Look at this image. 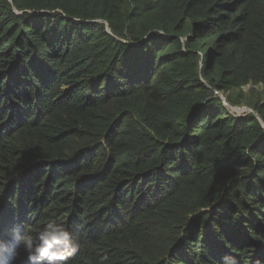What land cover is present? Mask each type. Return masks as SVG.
Here are the masks:
<instances>
[{
  "label": "trees",
  "instance_id": "1",
  "mask_svg": "<svg viewBox=\"0 0 264 264\" xmlns=\"http://www.w3.org/2000/svg\"><path fill=\"white\" fill-rule=\"evenodd\" d=\"M245 85L264 0H0V241L55 219L69 264H264V98L215 93Z\"/></svg>",
  "mask_w": 264,
  "mask_h": 264
},
{
  "label": "clouds",
  "instance_id": "2",
  "mask_svg": "<svg viewBox=\"0 0 264 264\" xmlns=\"http://www.w3.org/2000/svg\"><path fill=\"white\" fill-rule=\"evenodd\" d=\"M180 39L184 40L183 37ZM199 68H203L202 60ZM20 248L26 253V264H69L78 250L73 242L70 227L58 223L55 219L49 220L34 233L26 231L23 225L14 226L11 241H0V259L4 260V264H12L19 255ZM106 259L102 258L99 264H104ZM225 264H234V261L225 258Z\"/></svg>",
  "mask_w": 264,
  "mask_h": 264
},
{
  "label": "rangeland",
  "instance_id": "3",
  "mask_svg": "<svg viewBox=\"0 0 264 264\" xmlns=\"http://www.w3.org/2000/svg\"><path fill=\"white\" fill-rule=\"evenodd\" d=\"M216 94L232 113L245 114L253 111L251 103L264 98V88L263 85H245L228 93L216 90Z\"/></svg>",
  "mask_w": 264,
  "mask_h": 264
},
{
  "label": "water",
  "instance_id": "4",
  "mask_svg": "<svg viewBox=\"0 0 264 264\" xmlns=\"http://www.w3.org/2000/svg\"><path fill=\"white\" fill-rule=\"evenodd\" d=\"M257 117H258V115L257 114H255Z\"/></svg>",
  "mask_w": 264,
  "mask_h": 264
}]
</instances>
